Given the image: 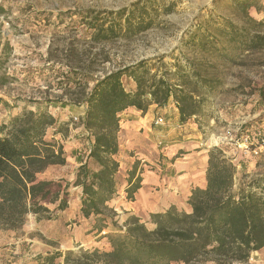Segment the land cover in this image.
Here are the masks:
<instances>
[{"label":"rangeland","instance_id":"obj_1","mask_svg":"<svg viewBox=\"0 0 264 264\" xmlns=\"http://www.w3.org/2000/svg\"><path fill=\"white\" fill-rule=\"evenodd\" d=\"M134 2L143 8L144 30L103 44L84 34L93 18L111 21L116 10ZM0 7V123L24 110H47L60 122H69L66 136L47 129L46 137L62 144L66 162L47 167L39 179L61 181L62 187L71 183L89 146L80 121L84 106L69 102L80 88L66 86L61 74L67 66L82 69L90 62L95 77L113 65L146 59L151 73L197 89L200 98L197 114L185 122L172 99L162 107L148 106L151 111L144 123L140 117L147 110L126 109L120 114L117 195L102 217H83L81 190L68 186L67 207L51 219L27 213L19 229L0 228V264H49L47 257L54 253L59 255L53 264H67L68 252V264H74L81 250H108L109 237L121 231L129 216L149 220L150 212L126 209L127 177L133 170L138 176L144 170L165 176L169 147L180 137L173 131L179 132L180 124L201 133L207 152L219 146L231 158L237 170L235 186L264 175V146L259 147L264 140V96L259 94L264 86V48L246 49L242 43L264 34V0H0ZM103 58L108 60L101 63ZM200 79L209 82L205 91ZM123 83L134 88L126 76ZM158 117L163 122L155 124ZM96 226L104 227L97 232ZM233 264H264V249L252 252L245 263Z\"/></svg>","mask_w":264,"mask_h":264},{"label":"trees","instance_id":"obj_2","mask_svg":"<svg viewBox=\"0 0 264 264\" xmlns=\"http://www.w3.org/2000/svg\"><path fill=\"white\" fill-rule=\"evenodd\" d=\"M138 5L134 2L130 8L116 10L111 21L93 18L87 22L84 34L103 44L144 30L147 24L143 8ZM236 30L232 28L233 34ZM242 43L244 48H264V34L256 33ZM91 65L88 62L82 69L69 65L66 72H61L66 86L80 88L78 97L69 102L84 106L80 121L91 140L87 160L78 166L71 183L65 182L62 187L61 181L38 178L47 167L65 164L62 144L46 134L51 127L53 135L66 136L69 122H60L47 110H24L7 123H0L1 229H19L27 213L51 219L67 207L68 186L81 190L79 211L83 217H102L107 202L117 195L120 114L132 107L142 112L151 104L162 107L169 99L174 101L182 122L198 112V90L177 86L169 76L157 77L150 72L146 59L113 65L95 77L96 68ZM185 75L189 77L188 72ZM124 76L133 81L134 88L124 86ZM89 82H93L90 88ZM205 84L209 82H201L204 91ZM259 94L264 96V86ZM207 156L206 184L191 190L186 209L171 205L163 212L150 214L146 222L131 215L121 231L109 237L108 250H81L74 264L247 262L252 252L264 247V175L241 180L235 186L236 165L223 149L215 146ZM134 177L133 170L125 189L129 201L140 187V177L133 180ZM103 227L96 226L97 232ZM57 255L47 257L49 264ZM71 255H65V263H69Z\"/></svg>","mask_w":264,"mask_h":264},{"label":"crops","instance_id":"obj_3","mask_svg":"<svg viewBox=\"0 0 264 264\" xmlns=\"http://www.w3.org/2000/svg\"><path fill=\"white\" fill-rule=\"evenodd\" d=\"M150 106H155V104ZM84 111L82 115H84ZM150 111L151 108L147 109L146 113L140 117L141 123L145 122ZM123 113L124 111L121 114ZM175 131L173 134H178L180 137L175 140L173 146L169 147L167 174L161 176L153 170L140 172V187L134 193V199L126 204V209L130 212L158 213L165 211L171 205L186 209L191 190L195 187L205 186L208 156L207 149L203 146L201 133L184 124L179 125V132ZM90 143L89 139L86 156L78 165L87 160ZM135 176H138V173ZM155 186H160L161 189L156 190ZM143 220L149 221L147 217H144Z\"/></svg>","mask_w":264,"mask_h":264},{"label":"built area","instance_id":"obj_4","mask_svg":"<svg viewBox=\"0 0 264 264\" xmlns=\"http://www.w3.org/2000/svg\"><path fill=\"white\" fill-rule=\"evenodd\" d=\"M162 122H163V120H162L161 117H158V118L154 121L155 124H160V123H162ZM245 141H246V140H245ZM263 146H264V140H261V142H260V144H259V147H260V148H263ZM254 153L257 154L258 151L255 150Z\"/></svg>","mask_w":264,"mask_h":264},{"label":"bare ground","instance_id":"obj_5","mask_svg":"<svg viewBox=\"0 0 264 264\" xmlns=\"http://www.w3.org/2000/svg\"><path fill=\"white\" fill-rule=\"evenodd\" d=\"M214 142H216V139L214 140Z\"/></svg>","mask_w":264,"mask_h":264}]
</instances>
